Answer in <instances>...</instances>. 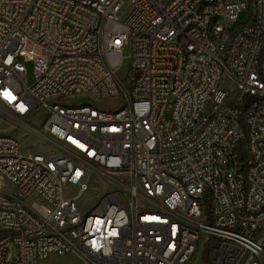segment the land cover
<instances>
[{"label": "built area", "instance_id": "built-area-1", "mask_svg": "<svg viewBox=\"0 0 264 264\" xmlns=\"http://www.w3.org/2000/svg\"><path fill=\"white\" fill-rule=\"evenodd\" d=\"M2 124L0 264H264V0H0Z\"/></svg>", "mask_w": 264, "mask_h": 264}, {"label": "rangeland", "instance_id": "rangeland-1", "mask_svg": "<svg viewBox=\"0 0 264 264\" xmlns=\"http://www.w3.org/2000/svg\"><path fill=\"white\" fill-rule=\"evenodd\" d=\"M246 14H247V10H242L238 13V18L240 20L246 19ZM30 46L35 48L37 51H39L38 47L32 46L31 44H28L26 48ZM24 65L26 70L25 72L26 83L30 85L34 79L33 64L30 61H26ZM118 76L123 80L126 79L127 68L125 65H123L118 71ZM230 91L233 92L234 88H230ZM87 100L91 101L93 105L101 109H114L118 107L121 103L120 97H114L104 100H93V99L91 100L89 97H82L81 95L67 96L62 101L64 104H71V103H79L81 101H87ZM33 122L36 127H39L41 120L38 117H35ZM5 127L6 126L2 124L0 126V130L4 129ZM15 135L18 137L20 142V147L24 152L33 151V150H39V151L51 150V148H49L47 144H45L39 136L33 133H26L21 130L19 131L17 130L15 132ZM108 189H109V185L106 182L99 180L97 177H93L89 179L87 191L83 192L78 200L80 208L83 211L89 210ZM74 192H76L75 188L67 187L65 189L66 194H72ZM201 255H202V249L201 247H199L195 254L196 264H199L201 262ZM15 256H16V245L14 243H11L10 249L7 253L6 264H12L13 260L15 259ZM37 264H86V263L76 253L68 252L63 255L50 253L48 256L39 259Z\"/></svg>", "mask_w": 264, "mask_h": 264}]
</instances>
